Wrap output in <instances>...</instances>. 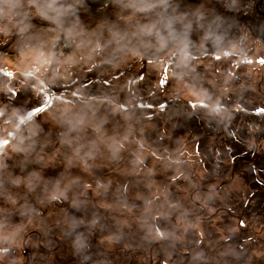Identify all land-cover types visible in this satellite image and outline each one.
<instances>
[{
  "label": "clouds",
  "instance_id": "clouds-1",
  "mask_svg": "<svg viewBox=\"0 0 264 264\" xmlns=\"http://www.w3.org/2000/svg\"><path fill=\"white\" fill-rule=\"evenodd\" d=\"M116 2L128 12L127 17L118 15L111 24L105 19L85 30L75 8L66 5V0H0V196L6 195L4 178L11 179L10 174L4 177L10 156L24 160L33 157L38 163L50 147H55L53 155L60 153L68 163L79 164L89 173L98 167L97 160L118 164L124 158L122 154L128 153L132 172L150 176L147 154L174 172L173 181L192 184L186 149L165 148L160 152L148 145L145 132L154 118L148 110L156 109L162 118H168L176 102L186 97L187 109L204 112L224 130L239 115L236 104L241 99L248 110L244 99L247 84L237 85L239 68H234L231 61L237 58L234 48L239 54L249 39H255L245 19L251 3L242 7L240 0H230L225 10L233 14L232 19L219 11L207 16L198 11L195 19H190L177 15L169 0ZM260 5L264 6V0ZM257 15L261 18L258 23L264 25V13L257 10ZM37 17L54 27L38 29L34 23ZM246 51L251 53L252 49ZM250 63L264 66V57L246 59L242 67ZM206 64L214 65L215 71L202 73L200 69ZM226 74L231 76L228 86L239 97L231 106L224 103L225 95L220 91ZM145 90L147 96L142 95ZM257 91L264 97V81L257 85ZM257 103L264 105V98ZM255 112L264 117V106L255 107ZM260 148L247 150L258 152ZM70 185H81L80 179L70 181ZM154 185L152 180L147 187ZM81 186L82 196L91 189L101 200L93 203L85 198L79 205L73 201L70 207L77 211L83 208L84 214L66 212L56 225L73 253L67 264H114L108 250L96 251V233L110 239L117 251L153 245L174 248L182 239L179 229L191 223V209L182 200L173 199L167 187L147 195L140 193L135 197L139 203H135L129 199L127 183L117 189L111 201L106 199L111 180H96L95 187L89 182ZM210 191L212 196L217 195L214 189ZM197 201L202 206L209 203L208 197L200 194L194 197L193 206ZM16 204L27 222L13 223L15 213L0 209V264H22L20 257L31 255L28 230L41 213L27 202L19 204L17 200ZM125 213L132 215L131 223L124 218ZM173 214L176 223L161 227L160 221L170 222ZM39 222L44 224L43 220ZM239 227L247 225L241 220ZM50 232L46 231L43 239L47 248L52 245ZM133 233L138 238L135 241ZM55 259L61 264L58 257ZM247 259L246 251L229 244L221 246L215 258L205 249L194 250L192 264H244Z\"/></svg>",
  "mask_w": 264,
  "mask_h": 264
},
{
  "label": "rangeland",
  "instance_id": "rangeland-1",
  "mask_svg": "<svg viewBox=\"0 0 264 264\" xmlns=\"http://www.w3.org/2000/svg\"><path fill=\"white\" fill-rule=\"evenodd\" d=\"M169 2L183 7L182 2L173 0ZM229 3L230 0L201 2L196 4L193 7V13H187V16L195 19L198 11L205 16L219 11L226 18L231 14L225 10ZM240 3H244V0L242 2L240 0ZM84 4L90 9L93 8L86 2ZM119 8H121L120 11L112 8L114 11L106 14L105 17L90 18L89 15H83L86 23L82 25L86 26L85 30H87V27L98 25L105 19L111 24L116 21L118 15L127 17L128 12L124 11L121 5ZM36 20L41 21L42 19L37 17ZM239 27L244 26L239 25ZM41 28L46 29L47 27ZM252 34L251 32L250 35ZM2 39L3 37H0V40ZM246 49H252V52L248 53ZM233 55L237 58L232 60L231 64L234 68H239L237 74L240 75V80L236 83L237 85L246 83L248 89L244 92L248 110H245L243 106V99L240 104H236L239 115L231 122V125H234V130L231 132L235 133L234 136L211 122L204 112L193 113L191 109H187L186 97L176 102V108L169 113L168 118H162L157 114L156 109L148 110L154 117L151 121L152 126L145 132L148 145L160 152H163L165 148L169 151L177 147L186 149L190 154L187 157L191 161L187 165V172L191 174L192 184L185 180L173 181L174 172L166 164L147 154L146 164L152 169L150 176L144 173L137 175L132 172L129 164L131 157L128 153L122 154L124 158L118 164L97 160L98 167L92 169L90 173L83 171L79 164L68 163L60 153L53 155L55 147L46 149L47 154L38 163L33 161V157L24 160L18 156H10L6 160L7 168L4 177L10 174L11 179L4 178L3 188L6 195L0 196V209H10L15 213L12 217L13 223L21 220L27 222V218L22 217L16 210L19 207L16 204L17 200L19 204L27 202L29 206L34 205L41 213L39 218L33 220L35 226L28 230L31 239V255L27 259L21 256L22 264H48L49 261L51 264H56L55 258L57 257L61 264H67L73 253L56 225L60 223L66 212L84 214L83 208L77 211L76 208L70 207L73 201L77 205L85 198L93 203L100 202L101 198L97 197L91 189L88 190L86 197L81 195L83 182L92 183L95 187L96 180L112 181V188L106 197L109 201L115 198L117 189L127 183L128 196L132 202L139 203L135 197L140 193L147 195L149 191L167 187L173 199L182 200L185 207L191 209L189 217L191 223L179 229L182 239L174 248L153 245L144 249L117 251L110 239L96 233L93 240L96 251L108 250L114 264H192L194 250L205 249L211 257L215 258L221 246L226 248L229 244L240 251L247 252L248 259L244 261V264H264V218L261 217L264 206L260 205L261 200L256 198L249 182L247 183L242 176H239L238 170H233L234 150L231 146L238 141L234 138H238L251 148L261 146L259 151L264 154V117L255 112V107L264 106L257 103L258 99L264 98L257 91V85L264 81V66L259 63H250L246 68L242 67L246 59L258 60L264 57V40L256 37L249 39L246 48L241 49L239 54L234 48ZM200 71L207 75L215 71V66L206 64V67H202ZM146 79H155V77ZM230 80L231 76L226 74L224 87L220 89L225 95L224 103L228 106L239 99L234 94L236 90L228 86ZM142 95L147 96V90ZM172 107V104L168 105L169 109ZM176 113L177 117L172 116ZM161 134L164 135L163 139H161ZM204 137L207 138L202 139ZM197 145L200 147L198 154L196 153ZM32 173L37 175L32 176ZM77 178L80 179L81 185H70V181ZM152 180L155 181V185L149 189L147 184ZM14 184L19 186L14 187ZM30 188H34V191H29ZM195 189L196 191L193 192ZM212 189L217 193L216 196H212L210 191ZM193 193L196 194L193 195ZM197 194L207 196L209 200L207 206H204L206 211L203 214L198 213L202 208L199 201L193 206V200ZM7 197H12V199L9 200ZM105 215L111 219V214L106 213ZM124 218L129 223L133 220L132 215L128 213L124 214ZM176 219V214H173L170 222L161 220L160 225L171 227L176 223ZM39 220H43L44 224H41ZM241 220L247 225L246 228L239 227ZM49 229H51L49 238L52 245L47 248L43 245V239L45 232ZM249 237L253 239L250 240ZM132 239L134 241L138 239L134 233ZM39 245H43L42 248Z\"/></svg>",
  "mask_w": 264,
  "mask_h": 264
},
{
  "label": "trees",
  "instance_id": "trees-1",
  "mask_svg": "<svg viewBox=\"0 0 264 264\" xmlns=\"http://www.w3.org/2000/svg\"><path fill=\"white\" fill-rule=\"evenodd\" d=\"M176 2H182L183 7H179L176 4L170 5L174 6L177 10V15H186L193 13V4L198 3H205L208 0H201V1H190V0H173ZM242 2V0H241ZM252 4L251 10L248 11V15L245 18L249 23L247 24V28L251 29L252 35L256 37L257 39H260V37L264 36V25L259 24L258 22L261 20V18L257 15V10L264 13V6L260 5V0H244V3H241L242 7H245L249 4ZM66 5H72L76 12V17L79 18V20L82 22V24H85L86 21L83 19L84 16L89 15L90 18H99V17H105L106 14L114 11V9H117L118 11L121 10L120 3H117L116 0H107L106 4L101 8H89L87 5L84 4L81 0H66ZM114 8V9H112ZM171 11V8L169 9ZM179 13V14H178ZM84 15V16H83ZM83 16V17H82ZM233 14L231 13L226 19H232ZM40 23L44 24L40 27H47L45 24H48L45 20L39 21ZM258 25V26H255ZM235 31V29H234ZM261 40V39H260ZM176 114H172V116H176ZM197 122V121H196ZM195 122V123H196ZM197 124V123H196ZM200 124V123H198ZM201 126V125H200ZM234 125H231L226 132L231 133ZM202 128V127H201ZM235 141L231 146L232 150H234V153L232 155L234 160V168L235 170L239 171V176L247 181V183L253 188L254 195L256 198H259L261 200L260 205L264 206V154H262L260 151L254 152L249 151L247 149H252L247 145V149L242 146V141L238 138H234ZM244 144V143H243ZM231 160V158H230ZM196 189L193 191L195 192ZM198 193V192H197ZM196 193H193L195 195ZM207 209V208H206ZM204 206L198 211V213L203 214L205 212ZM203 216V215H202ZM261 217L264 218V211L261 214ZM263 221V220H262Z\"/></svg>",
  "mask_w": 264,
  "mask_h": 264
},
{
  "label": "water",
  "instance_id": "water-1",
  "mask_svg": "<svg viewBox=\"0 0 264 264\" xmlns=\"http://www.w3.org/2000/svg\"><path fill=\"white\" fill-rule=\"evenodd\" d=\"M84 3L86 2L89 6L93 7V8H101L103 7L107 0H98L96 2V0H82Z\"/></svg>",
  "mask_w": 264,
  "mask_h": 264
},
{
  "label": "bare ground",
  "instance_id": "bare-ground-1",
  "mask_svg": "<svg viewBox=\"0 0 264 264\" xmlns=\"http://www.w3.org/2000/svg\"><path fill=\"white\" fill-rule=\"evenodd\" d=\"M198 1H201V0H198ZM46 2H48V3H52V1L51 0H46ZM193 6H195V4H193ZM34 23L38 26V27H40L41 25H44V24H42V23H40L39 21H37V20H35L34 21ZM47 27H51L52 25H50V24H45ZM41 28V27H40ZM41 248H42V246L43 245H39Z\"/></svg>",
  "mask_w": 264,
  "mask_h": 264
},
{
  "label": "flooded vegetation",
  "instance_id": "flooded-vegetation-1",
  "mask_svg": "<svg viewBox=\"0 0 264 264\" xmlns=\"http://www.w3.org/2000/svg\"><path fill=\"white\" fill-rule=\"evenodd\" d=\"M190 1H196V0H190ZM52 2H54V0H52ZM35 11V10H34Z\"/></svg>",
  "mask_w": 264,
  "mask_h": 264
}]
</instances>
